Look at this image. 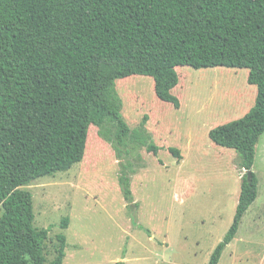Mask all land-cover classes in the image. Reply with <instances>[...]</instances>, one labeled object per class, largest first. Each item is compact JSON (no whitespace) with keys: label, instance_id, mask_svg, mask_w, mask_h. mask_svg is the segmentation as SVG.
<instances>
[{"label":"trees","instance_id":"obj_1","mask_svg":"<svg viewBox=\"0 0 264 264\" xmlns=\"http://www.w3.org/2000/svg\"><path fill=\"white\" fill-rule=\"evenodd\" d=\"M179 66L249 69L255 104L209 137L252 170L264 133V0H0V264L64 263L66 235H57L49 260L50 229L35 226L33 195L23 187L82 162L91 125L124 145L118 79L150 76L157 97L179 108L172 93ZM107 122L116 124L114 137L103 131ZM169 151L181 158L178 148ZM131 172L121 163L129 206ZM257 190V176L246 173L233 223L209 264L235 238Z\"/></svg>","mask_w":264,"mask_h":264},{"label":"rangeland","instance_id":"obj_2","mask_svg":"<svg viewBox=\"0 0 264 264\" xmlns=\"http://www.w3.org/2000/svg\"><path fill=\"white\" fill-rule=\"evenodd\" d=\"M176 69L179 83L172 93L179 108L157 97L150 76L118 79L129 127L124 145L106 141L91 125L82 162L23 187L33 195L35 226L50 229L49 260L64 233L63 264L210 263L233 223L247 170L235 150L211 141L209 131L243 117L255 104L257 86L248 82L247 68ZM116 130L112 122L103 127L112 137ZM151 144L159 147L157 154ZM121 163L133 171L131 206L119 182ZM252 171L257 198L218 264H264V133Z\"/></svg>","mask_w":264,"mask_h":264},{"label":"water","instance_id":"obj_3","mask_svg":"<svg viewBox=\"0 0 264 264\" xmlns=\"http://www.w3.org/2000/svg\"><path fill=\"white\" fill-rule=\"evenodd\" d=\"M246 172H247L248 176H250L252 173V170H247Z\"/></svg>","mask_w":264,"mask_h":264}]
</instances>
